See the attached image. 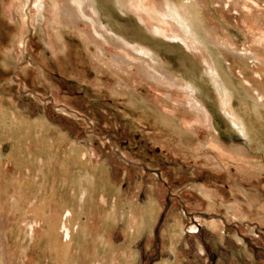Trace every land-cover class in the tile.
Segmentation results:
<instances>
[{
	"label": "rangeland",
	"instance_id": "1",
	"mask_svg": "<svg viewBox=\"0 0 264 264\" xmlns=\"http://www.w3.org/2000/svg\"><path fill=\"white\" fill-rule=\"evenodd\" d=\"M46 1L0 0V264H126L127 248L130 264H264V109L252 110L213 45L212 66L162 16L186 0H93L112 44L82 41L45 16ZM83 1L66 0L73 11ZM203 1L232 45L252 40L264 57V0L222 12ZM137 55L180 83L153 79ZM80 175L95 183L83 198ZM132 203L147 217L134 233ZM106 240L115 252L103 263Z\"/></svg>",
	"mask_w": 264,
	"mask_h": 264
},
{
	"label": "bare ground",
	"instance_id": "2",
	"mask_svg": "<svg viewBox=\"0 0 264 264\" xmlns=\"http://www.w3.org/2000/svg\"><path fill=\"white\" fill-rule=\"evenodd\" d=\"M229 1L230 0H214L213 5L216 7L217 12H222V11H224V8L226 6L231 5L232 2L231 1L229 2ZM93 2H94L93 0H84L82 3L80 2L78 5L82 6V4H83V9H81L78 6L80 11H73L71 9L69 3L66 2V0H47L44 3V7H42V8L44 9L46 17L52 18L53 16H56V17H53L54 19H52V21L56 20L55 22L58 23L59 25L61 24V25H65V26H68V25L72 26L74 31L82 39V41H84L86 37L91 36L90 38L95 37L101 43H111L112 44L113 41H115V40H113V37H109L107 35V32L103 29V26H102V24H103L102 19L103 18H101V12L96 10ZM205 3L206 2H204L203 0H186L183 7L179 10L177 7L173 6V4L169 3L166 6L165 11L162 14V16L165 17L171 23L173 28H175L176 30L179 31V33L181 35V37L179 36V38L183 39L181 41H185L186 43L189 44L192 52H194L195 54L197 52H202L205 55H208L209 58H211L209 60V63L212 64V66H213V59L209 54L211 52L210 46L213 45L215 48L214 52L218 56V59H220V66H222V64L224 66L226 65V67L232 71L231 72L232 77L239 80V84L242 85V87H240V88L244 89L243 90L244 93L250 99V102H251L250 105L252 107V110L258 114H261L260 113L261 110L264 109V87L262 86V84L260 82V79L258 76L259 73L256 71L258 70L257 68L261 69L264 66V57L261 58V56H260L261 53L259 54L257 52V50H256L257 45H255V43L252 40H249L243 47H236L235 45H232L227 39V36H226L225 31L223 29V26L219 22L211 23V20L209 18L213 17V12L211 11V9L208 6H202ZM253 3H254V0H253ZM52 6H54L55 9H53ZM234 9H236L235 11L238 13L241 11L239 7H236ZM180 10H182V12H183V10H185V12L188 13L189 18L186 20L181 19L178 16V11H180ZM240 17L242 18L243 16H240ZM80 23H83V24H85V26H88L89 29L92 30V35L88 34V32H86V31H82L81 27L79 25ZM196 29L201 30L203 33V36H205L206 39L201 40V38L196 37V34H197ZM177 37H178V35H177ZM260 39L261 40L258 41V43H260V45L258 44V47L261 50V48L262 49L264 48V31H262V38H260ZM95 46L97 48V51L99 53H102L103 47L102 48L100 47V43L98 41H97V44ZM117 46H119V45L117 44ZM125 56L127 57V55H125ZM137 58H138L139 62H141L143 69H147L146 71L149 72V75L153 79L166 78L167 81L169 82V84L171 85V87H173V88L178 83H180V82H178L179 80L177 81V78H176L177 76H175L173 74L172 75L165 74L163 71L164 69L163 70L161 69L162 67H158L155 64L151 65L150 67H147L148 61L145 58V56L137 55ZM154 62L155 61H152V63H154ZM246 70H251V71L255 72V73L253 72L254 73L253 81H243L245 79L244 75H243V73H244L243 71H246ZM261 72H262V69H261ZM178 88H179V86H178ZM185 96L187 99V102L185 103V104H187V107L193 113H195L198 116V120H200L201 123L205 122L206 125L210 128L211 127L210 126V117L208 115V112H207V109L205 108V106L200 102V100H198V98L196 97V95L194 94V92L192 90L186 91ZM171 100H173V99H171ZM183 101H181V102H183ZM163 117H165V116H163ZM165 118L168 121L173 122L170 119V117H165ZM171 118H173V117H171ZM72 180L73 179H71V181ZM83 181H85L86 186H85ZM94 184H95L94 178L91 175H86V177H83L82 175H80L79 180L78 179L73 180V186H77L79 188V194H80V196H82V198L84 196V192H85L86 187L90 186V185H92V187H93ZM135 204L136 203H132L131 212L125 214L127 219H128V221H127L128 225H129L128 228L130 229V232H132V233L138 231L140 226L143 224V222H145V220L147 218L145 214H144L145 217L142 215L144 212H142V214L140 213V215L136 213L135 210H136L137 205H135ZM119 214H121L119 211L115 212V213L113 211L110 215V218L112 220L116 221L117 217L118 218L120 217ZM122 215H124V213ZM57 221L60 222V220H56V222ZM52 223L54 224V222H52ZM81 228H82V226H81ZM81 228H80V230H81ZM82 231H83V229H82ZM78 232H80V231H78ZM81 234H82V232H81ZM66 246L69 247V245L66 243L65 247L62 249V257L64 260L70 256V255L68 256L69 251H68V248ZM80 249H82V248H80ZM102 249H103V255H105V257L102 258V261L104 263V262H106L105 259H106L107 253H109V252L114 253L115 250H114L113 246L110 244V241H108V240L103 242V248ZM131 252L132 251L129 248L125 249V251L122 252V256L120 257L122 259L121 262H125L126 264H130V262L132 261V260H130V258L132 257ZM79 253L77 252V254H79ZM82 253H83V249H82ZM59 262H60V260H59Z\"/></svg>",
	"mask_w": 264,
	"mask_h": 264
}]
</instances>
